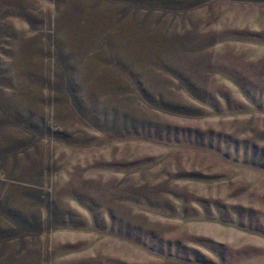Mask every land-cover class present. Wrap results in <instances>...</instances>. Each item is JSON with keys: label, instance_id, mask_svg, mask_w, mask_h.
Here are the masks:
<instances>
[{"label": "rangeland", "instance_id": "374dc122", "mask_svg": "<svg viewBox=\"0 0 264 264\" xmlns=\"http://www.w3.org/2000/svg\"><path fill=\"white\" fill-rule=\"evenodd\" d=\"M0 264H264V0H0Z\"/></svg>", "mask_w": 264, "mask_h": 264}]
</instances>
